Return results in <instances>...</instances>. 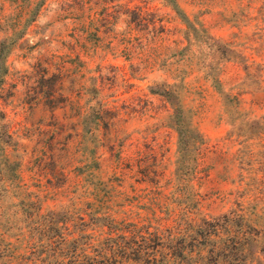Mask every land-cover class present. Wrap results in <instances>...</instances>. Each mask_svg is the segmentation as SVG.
Wrapping results in <instances>:
<instances>
[{"label": "rangeland", "instance_id": "1", "mask_svg": "<svg viewBox=\"0 0 264 264\" xmlns=\"http://www.w3.org/2000/svg\"><path fill=\"white\" fill-rule=\"evenodd\" d=\"M182 121L204 138L186 156ZM256 199L264 0H0L6 248L28 253L41 209L67 207V233L96 240L110 233L103 214L173 225Z\"/></svg>", "mask_w": 264, "mask_h": 264}, {"label": "trees", "instance_id": "2", "mask_svg": "<svg viewBox=\"0 0 264 264\" xmlns=\"http://www.w3.org/2000/svg\"><path fill=\"white\" fill-rule=\"evenodd\" d=\"M163 95L171 100L174 92ZM178 133L184 145L182 156L188 153L190 140L198 147L204 141L185 121ZM72 214L67 207L60 211L41 209L37 235L23 237L28 253L18 254L15 243H7L6 248L7 238L0 236V260L5 259L4 264H264V207L259 199L200 219L183 211L173 225L158 217L151 220L155 225H109L114 220L103 214L97 220L107 221L104 227L108 226L110 233L96 240H87L83 233H67V224H62Z\"/></svg>", "mask_w": 264, "mask_h": 264}]
</instances>
